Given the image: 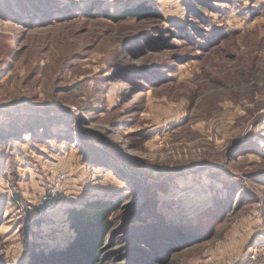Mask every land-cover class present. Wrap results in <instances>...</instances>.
Instances as JSON below:
<instances>
[{
    "label": "rangeland",
    "instance_id": "obj_1",
    "mask_svg": "<svg viewBox=\"0 0 264 264\" xmlns=\"http://www.w3.org/2000/svg\"><path fill=\"white\" fill-rule=\"evenodd\" d=\"M109 201L105 264L144 228L164 264L264 247V0H0V264H62Z\"/></svg>",
    "mask_w": 264,
    "mask_h": 264
},
{
    "label": "trees",
    "instance_id": "obj_2",
    "mask_svg": "<svg viewBox=\"0 0 264 264\" xmlns=\"http://www.w3.org/2000/svg\"><path fill=\"white\" fill-rule=\"evenodd\" d=\"M104 13L106 14V11ZM142 13H144L143 10L137 11L135 15L139 16ZM157 13L156 10L152 9L153 15ZM114 204L112 201L105 203H86L85 206L79 209H70L67 219L70 229L76 234V238L67 252L61 254L62 264H105V258L118 253L121 247L112 249L107 254H101L106 245L104 240L109 235L107 230L111 225L110 218L115 212ZM190 230L192 231L186 233V230L182 229V233L179 232V235L176 234L177 236H181L180 244L169 241V250L171 252L177 251L178 247H189L191 244L202 240L206 236L203 234V230L196 226ZM143 234L146 237L147 235L153 237L159 236L156 229L148 228L141 229L133 235L129 234L128 239L134 248L129 253H126L125 260H129L130 264H164L165 259L163 254L165 251L163 250L165 248L160 247L156 243H154L155 245L152 244ZM175 237L174 233H166L165 235L159 236V238L166 239ZM184 237L190 239L185 240ZM32 264H42V262L34 263L33 261ZM46 264H54V262H46Z\"/></svg>",
    "mask_w": 264,
    "mask_h": 264
},
{
    "label": "built area",
    "instance_id": "obj_3",
    "mask_svg": "<svg viewBox=\"0 0 264 264\" xmlns=\"http://www.w3.org/2000/svg\"><path fill=\"white\" fill-rule=\"evenodd\" d=\"M41 202L52 205L51 198L43 197ZM228 264H264V247L253 248L244 258L230 259Z\"/></svg>",
    "mask_w": 264,
    "mask_h": 264
}]
</instances>
